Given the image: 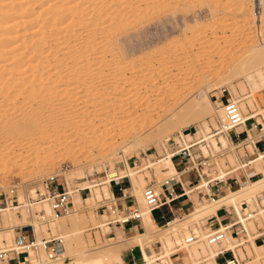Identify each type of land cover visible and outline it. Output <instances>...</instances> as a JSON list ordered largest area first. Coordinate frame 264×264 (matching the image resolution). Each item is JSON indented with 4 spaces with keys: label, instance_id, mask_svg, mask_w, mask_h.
<instances>
[{
    "label": "rangeland",
    "instance_id": "374dc122",
    "mask_svg": "<svg viewBox=\"0 0 264 264\" xmlns=\"http://www.w3.org/2000/svg\"><path fill=\"white\" fill-rule=\"evenodd\" d=\"M77 1L78 3L85 2L81 4L82 9L83 6L85 9H83L85 13L83 19L85 18L84 20L88 23L89 19L95 15V11L92 12L94 9L92 7L97 5L95 9L97 11L99 8L100 15L103 11V19L100 18L97 21V26L94 27H98V29L91 30L93 25L89 23L92 27L89 26L86 21H83L86 26L77 24L78 28L75 27L80 32V40L85 41L86 33L88 34L90 30L95 32L94 37H97L95 41H99L98 44L101 42L100 45H96L98 48L95 46L96 51L92 48L95 52L81 50V54H86V58H90V63L88 62V64L87 61L86 64L84 61L76 65L66 63L65 67L50 65L51 68H48L51 71L42 73L44 77L41 80L37 79L34 85L27 79H25L27 83L23 80L21 84L26 85H21L22 89L20 87L19 93H14L17 96L7 98V96L1 97L2 94L0 95V114L3 112L0 115V210H9V212H0V231H3L0 248L12 245V236L16 227L31 224L33 228L35 223L39 228L38 238L52 233L49 226L56 223L55 220L43 224L33 219V211L38 209H43L44 216H48L46 214L47 206H44L46 203L33 205L37 202H27L26 200L29 197L34 198L33 189L39 187L40 180L48 174L57 173L59 185L67 187L69 190H75L77 187L89 188L91 196L84 199L86 206H89V202L91 204V200L98 199L101 193L104 195L110 193L108 183L105 182L111 175H107V179L104 178L103 170L108 168L111 174L114 173L113 170L124 172L125 166L127 169L129 168L126 159L133 161L137 158L142 164L144 161L142 159L143 152L148 153L153 147H157L165 137L185 127L195 126L198 134L205 138L209 128L215 127L223 119V113L215 114L202 108L196 109L192 105V99L199 100L203 95H206L213 108L218 111L222 108L221 101L230 96L238 104L246 119L259 113L258 116H263V119L260 121L256 117V121L260 126V122L264 123V85L257 89L258 91L255 90V87L261 83L257 74L259 71L262 74L261 78L264 79V57L260 56L252 64H247L242 68V65L247 61V56L256 51L260 41H264V25H258L257 18L250 16V11L254 8H250L246 4L245 6L236 0H90V2H87L89 0H76V3ZM250 2L254 7L256 6V0H250ZM66 18L68 17H64V19ZM121 18L123 22L125 21L124 28L123 26L122 28L121 26L117 27V22ZM115 23L116 27L114 28ZM83 26L85 27L82 28ZM86 27L87 29H85ZM114 29L116 30L114 31ZM19 30H24V27ZM108 32H111L112 35ZM108 35L116 42L113 51H108L105 46ZM112 36H115V39ZM100 50L102 55H100ZM98 52L102 58L101 61H97L95 58L91 59ZM83 63L88 64L86 67L89 72L87 71V74L82 71L83 74L80 71L82 79L80 77L79 79L81 80L76 81L71 78L73 81H68V79L66 81L62 77L64 71L73 68L72 72H74L73 70H77V68H85ZM81 64L82 66H79ZM60 66H63L64 70ZM83 68L82 70L86 71L87 68ZM55 70L56 72L60 70L57 73L59 77H55L57 76ZM48 72L50 74L53 72L51 77ZM69 86L70 88H68ZM30 87L37 91L33 92V94L37 93L34 95L35 97L31 92L33 98L30 94H25V92L34 90H29ZM71 87L76 88V91L74 92L73 89L71 92ZM222 88L226 92L220 94ZM13 90L16 92V89H10L11 96ZM23 96L25 99L22 98ZM7 99L9 101H6ZM41 105H45L46 109L43 106V111L38 110ZM134 111H136V119L132 120L131 115ZM33 112L38 121L37 126L30 133L28 131L24 133L11 131V133L3 130L2 125L5 123L22 126L28 116H34ZM51 114H53L52 120L48 118ZM115 117L119 118L114 120ZM22 120L24 121L22 122ZM250 122H252L251 119L246 121V124L249 125ZM37 128L43 132L40 137L33 135V131ZM137 129L139 131L137 135L132 134ZM236 131L240 132L241 129H236ZM9 133L11 136L8 135ZM49 133L55 134L53 142L47 140L51 136ZM219 138H223L224 143H220V139L212 138L207 141L211 146L207 149V153L202 151L204 155H209L218 150V145L217 148L212 146V140L218 141L221 147L225 148L221 150L223 156L214 158L217 163L214 162V167L211 166L212 171L216 170L218 173L220 170L225 174L227 166L231 170L240 169V163L235 158L236 154L242 155L244 151L251 154V147L247 146L245 149L239 147L236 150L230 145L228 138ZM126 148L128 149L124 151L125 154H120V151ZM259 156L261 158L262 154L259 153ZM255 165L254 168L261 174L257 175L254 182H248L245 178V182L240 188L237 187L236 191L231 192L226 189V196L222 197L224 199L229 197L232 192L240 191V195L243 196L235 202L234 206H237V210L233 205L226 206H232L237 216L245 211L242 203L249 205L250 201L256 200L258 195H260V199L264 197V159L256 160L255 164L250 167ZM160 166L165 167L164 164L155 166L153 173L149 171L150 175L147 170L136 173L138 171L133 172L129 168L131 173H135L133 182H136L131 181L133 184L130 182L132 187L136 186L135 190H141L143 184L150 178L159 181L166 176L167 173L164 174ZM60 167L64 170H59ZM240 171L243 172L242 169ZM214 175L215 173H212L208 178ZM144 176H147L146 181ZM204 182L205 180L202 179L203 184ZM101 183L102 185L99 187H90ZM116 187L117 185L113 186L114 190ZM242 187H244L243 190H241ZM10 189L15 192L16 199L25 205V208L17 211L18 213L15 209H10L4 204L3 197L9 194ZM82 194V197L86 196L84 192ZM75 196L77 199L79 198V202L72 201L71 207L76 213L70 217L72 219L66 218L60 225L70 230L73 227L79 228L82 232L79 236L83 238L88 249L109 244L107 227L100 228L104 224L107 214L95 212L90 207L84 209L81 205L82 198L79 194H75ZM222 199L219 200V203ZM198 202H201V205H196L195 210H202L211 205L210 202L205 203L203 200ZM262 203L264 202L262 201ZM28 204L32 205L30 210L27 207ZM212 204H216V208L210 215H217L221 204ZM3 215H7L6 217L9 218L8 224H4ZM262 215L260 219L257 217L254 221L257 226L264 229V216ZM159 216L158 212H151V217L154 220ZM205 219L191 223L188 226L189 230L194 224H200L206 234L205 228L208 229V227L207 224L204 225ZM170 224L153 227L149 232L155 235L160 229H169ZM245 224L249 231L254 230L253 221H246ZM58 225L56 226L57 232L52 234L61 236L65 245L64 236L66 234L58 228ZM10 230L13 232L9 233L10 237L7 236V239L6 235ZM119 231L121 230L115 229L114 233ZM134 233L143 234V230ZM113 235L116 240L117 236ZM227 235L226 233V237ZM162 240L163 245L160 240H155V248L150 247L149 250L160 253L164 251L162 247L164 246L170 252V258L166 257L167 260L165 258L164 261H167L168 264H181L180 257L184 255V252L187 253L188 249L180 248L176 251V246H180L179 244L170 246L167 236H163ZM228 242L229 244L223 242L220 247L217 246L214 249L215 252L226 248V246L231 248L237 245L235 240ZM201 243L206 244L205 241H202L194 247V250L199 252L198 259L200 257L210 258L209 246L207 245V249L202 251L200 250ZM65 251L68 257L79 253L78 250L65 249ZM235 252L240 257V264L251 262L256 258V255H264V243L260 240L250 239V242H245V245L237 248ZM224 257L227 255L220 256L217 263L223 264ZM123 258L128 264L131 261H139L140 255L137 249H132L125 251ZM73 259L78 261L77 258ZM187 264L193 263L188 261Z\"/></svg>",
    "mask_w": 264,
    "mask_h": 264
},
{
    "label": "bare ground",
    "instance_id": "6f19581e",
    "mask_svg": "<svg viewBox=\"0 0 264 264\" xmlns=\"http://www.w3.org/2000/svg\"><path fill=\"white\" fill-rule=\"evenodd\" d=\"M236 1L241 2L243 5H245V4L249 5L250 8L251 7L254 8L253 10L250 9L251 11L249 10L250 14H251L250 16H252V18H257L258 25H261V24L264 25V0H256V6L255 7L250 2V0H236ZM87 2H90V0L87 1ZM87 2H86V4L88 5ZM83 3H85V2H83ZM83 3H82V1L79 2V3L77 1V3H76V0H0V95L2 94L1 97L2 96L3 97L7 96V98H9V97L13 98V96L16 95L14 93H19L18 90H21L22 86L26 85V84H24V85L21 84L23 82V80L25 81V79H27V81H30L34 85V83L37 81V79L41 80V78L44 77V75L42 73H44V72L47 73V71H51L48 68V67H50V65H55V66L56 65L57 66L58 65H63L64 66V64H66V63H70L72 65L73 64L76 65L77 63H81V62H84V61H85V64H86V61H87V63L88 62L90 63V61H91L90 58L89 57L86 58V54L85 53H84L85 55L81 54V50L88 51V50H93L92 48H94V50H95V46L96 45L97 46L100 45L101 42L98 44L97 42H99V41H97V42L95 41V38H97L96 36L94 37L95 32L94 31H90L89 28H88V30H89L88 34L86 33V35H87L86 36V40L84 39L85 41H83V40H80V38H79V36H80L79 33L80 32L77 31V29L75 27L78 28V26L85 25V24H83V21H86V20H84L85 18L83 19V16L85 14L84 13L85 9H84V6H83V9H84L83 10L82 9V5H81ZM241 3H239V4L242 5ZM92 5H93V3H92ZM88 7L90 8V6H88ZM95 7H97V5ZM95 7H92V9L94 8L93 10L91 9L92 12L95 11L94 12L95 15L92 14L93 18L90 17L91 19H89L90 20L89 23H91V25H93V28L91 30L98 29V27L97 28H94V27L97 26V21L100 20V18H102V16H103L102 15L103 11H102V13L100 15L99 8L96 11ZM249 11H248V13H249ZM64 17H68V18L64 19ZM109 17H111V16H109ZM115 18H116V16H115ZM113 20H114V17H113L112 21ZM66 21H67V23H66ZM124 22H123L122 18L119 19L118 22H117V27L119 26L118 28H120V26H121V28H122V26L124 25ZM77 24H80V25L76 26ZM206 24L208 25V23H206ZM91 25L89 24V26H91ZM85 26H83L82 28H84ZM23 27H24V30H22ZM115 27H116V23L114 25V28ZM124 27L125 26H123V28ZM82 28H80V29H82ZM19 29H21L22 31H20ZM85 29H87V27ZM116 29H114V31ZM111 31H113V30H111ZM99 32H98V34H99ZM108 33L110 34L111 32H108ZM21 34H22L23 37L20 36ZM110 35H112V34H110ZM102 36H103V34H102ZM101 41H102V39H101ZM114 43H116V42H114V40L111 39V36L108 35V37H106V44H105V46H107L106 49H108V51H113L114 48H115ZM115 45H117V44H115ZM106 49H102V50H106ZM94 50L92 52L96 51V50L95 51ZM255 50L256 51L254 53L249 54L247 56V61H246V63H244L242 65V68H244L247 64H252V62H254L256 58H258L260 56L264 57V41H260ZM99 52H100V55L103 54L101 52V50ZM99 52L95 53V54L93 53L94 57H92L91 59L95 58V60L97 59V61H99V60L101 61L102 58L100 57ZM89 53H90V51H89ZM85 64L83 63V66L85 68H87L86 66H88V64L87 65H85ZM55 66H54V68H55ZM79 66H82V64L79 65ZM60 67H59V69H60ZM82 68L83 67L77 68V70H73L74 72H72L73 68L68 70V71H64V73L62 74V77L65 78L66 81H67V79H68V81L69 80L73 81V80H71V78L75 79L77 81L79 79V77L80 78L82 77L79 74L80 71L81 72L83 71L84 73H87V74L89 72L88 68L86 69V71L82 70ZM85 68H83V69H85ZM52 71H53V69H52ZM54 72H55V75H57L55 77H59V75L57 73H59L60 70H58V72H56V70H55ZM52 73L51 74L49 73L50 77L52 76ZM257 74H258V77H260L261 83H260V85H257L255 87V90L259 89L260 87H262L264 85V79L261 78L262 77L261 71H259ZM81 79H79V80H81ZM83 79H84V77H83ZM31 80H34V81L32 82ZM52 80H55V79H52ZM17 83H20V84H17ZM38 83H40L39 80H38ZM52 84H53V81H52ZM28 85H29V83H28ZM20 87H21V89H20ZM72 87H74V86H72ZM72 87L70 89L71 92H73V89H74ZM49 88H51V87H49ZM68 88H70V86ZM10 89H16V92H15V90H13L14 92H13L12 96H11V94H9ZM30 89H34V90H30ZM29 90L30 91L27 92V93L25 92V94L26 95L30 94V96L32 97V94H33V92L36 91V89L33 88V87L32 88L30 87ZM52 90H53V88H52ZM11 91H10V93H12ZM75 91H76V88L74 89V92ZM31 92H32V94H31ZM8 94H9V96H8ZM35 94H37V93H34L33 96ZM22 98H24V96ZM230 100H232L231 97H230ZM6 101H9V99H7ZM192 105L196 109L202 108V109H205L207 111H212L215 114H217V113H221L222 114L223 113V109L222 108L220 110H218V111L213 108L212 103L210 102V100L207 98L206 95H203L199 100L198 99L197 100L196 99H192ZM43 106L45 107V105H41L38 108V110L43 111ZM237 106H238V104H237ZM0 107H1V105H0ZM5 108H7V107H5ZM45 109H46V107H45ZM34 112H33L34 116L31 115V116H28V118L25 119V121L22 120V122L23 121L25 122L24 124H22V126L19 125L20 126L19 127L17 124L14 125V124H11V123H8V124L5 123L6 126L2 125L4 127V129L3 128L2 129L5 132L6 131H8V132L19 131L21 133H24V132L28 131L30 133V131L35 126H37V121H38L36 115L34 114ZM2 114H3V112H2ZM2 114H0V115H2ZM52 115L53 114L49 115V117H48L50 120H52V118H51ZM242 115H243V113H242ZM222 116H224V115H222ZM243 117L245 118L244 115H243ZM118 118L119 117H115L113 119L117 120ZM131 119L132 120L136 119V111H134L132 113ZM247 119H249V118H247ZM243 124H241L240 126H237L236 129L240 128V127H243L244 126ZM2 132L3 131H1V133ZM137 132H139L138 129H137L136 132H134L132 134L137 135ZM11 133H9L8 135H10ZM33 133L32 134L34 136L40 137V135H42L43 132L40 130V128H37L36 130L33 131ZM17 134H18V132H17ZM13 135H14V133H13ZM18 135H20V134H18ZM49 135H51V134L49 133ZM195 135L199 136L197 131L195 132ZM219 137H225L226 139L228 138V142L230 143V139H229V137L227 136V134L225 132L217 134V140L220 139L219 142L220 143L221 142L224 143V139L223 138H219ZM53 138H55V134L54 133L47 139V140H49L48 142H50V141L53 142L52 141ZM212 138L213 137L207 138V136H206L203 139H206L208 141V140H210ZM7 141H8V139H7ZM11 141H12V139H11ZM219 142L216 141V140H212V146L214 148H217V145H218V147L220 148L221 144ZM230 145H231V143H230ZM32 146H34V145H32ZM32 146H30V147H32ZM18 147H19V145H18ZM210 147H211L210 143H208V147L200 146L201 150L202 151L204 150L206 153H207V149L210 148ZM127 149L128 148H126L124 150H121L120 154H125L124 151L127 150ZM209 152H211V151H209ZM211 154H212V152H211ZM214 158H215V156L212 155V157L210 159L212 160L213 164H214V162L216 164L217 161L214 160ZM259 158H260V156H259V153H258V157L250 160V162L248 164H252L256 160L264 159V154H262L260 159ZM35 164H37V163H35ZM162 164L165 165V167H164L165 170H162V172H165V171H168V170H169L170 173H174L175 172V170H174V168H173V166H172V164H171V162H170V160L168 158H165L164 161L157 163V165H155V166L162 165ZM248 164H246V165H248ZM239 165H240V168H242V170L244 172V175H245V178L248 180V182H251V181L254 182L255 179L257 178V175L261 174L260 171H258V170H256L254 168V167H256V165L255 166H251V167L250 166H244V165H241V164H239ZM125 168H126L125 169L126 174L129 176L130 182L131 181L133 182V175L135 173L134 174L131 173L128 170L129 168L127 169V166H125ZM208 169H209V171H208ZM208 169L206 170L207 177H209L210 174H212V173H215V175L211 176L210 178H215V177L223 178V177H225L224 175H226V173L224 174L220 170H219V172L217 174H216V170H215V172H211V170H212L211 166H209ZM143 171H146V169H142V171H138L136 173H141ZM135 182H133V183H135ZM105 183H107V182H105ZM205 183L206 182H204V184L202 183V185H205ZM132 184H131V187H132ZM101 185H102V183L101 184H96V185H93V186H90V187L94 188V187H99ZM135 187L136 186H134V188ZM239 187H241L240 183H238V188ZM65 188L67 190L70 203H72V201H74L76 203L79 202V200H78L79 198L77 199V197L75 196V194H78V192L76 190L77 188L75 190H69L67 187H65ZM134 188L132 187V191H133L134 196L137 199L136 201H137L138 205H140V209H141V220H142V223H141L142 224V228L141 229L143 230V234H138V233L135 234L134 232H131V233H128L127 235H124L121 232V234L115 235V237L117 236L116 240L114 239V235H112V236L108 235V239H109L108 241H110L109 244H107V245H105L103 247H99V248L88 249L85 246V243L83 242V238H81V236H79L80 234H82V232L80 231L79 228L73 227V229L70 230V229L62 227L60 225V224H62L64 222V219L70 218V217L74 216V214L76 213V211H73L74 209H72V207H71V210H70V212L67 215L56 218L55 219L56 223L54 222V223H52L49 226L50 229L52 230V233H56L57 232L56 226L58 224H59L58 228L60 230H62L63 232H65L66 235L64 236V239H65L64 250L65 249L66 250H70L71 249V250H78L79 251L78 254L72 255L70 257H68L66 255V251H64V256H67L71 260H74L73 258H77L78 262L80 264H122V261H121V258H120V255H121L120 254V249L121 248H125L126 246L137 245V246H139V248L141 250V254H142V262L140 264H168V262L164 261V259L166 257L170 258V252H169L168 249L164 248V246H162L164 251L160 252V253L155 252V250L153 252H151L149 250V248L151 247L150 244L152 242H154L155 240H160L162 242V245H163V240H162L163 236H167V240H168L170 246L173 245V244H179L180 245V246H176V251L179 250L180 248L188 249V252L185 253L187 261H189V262H191L193 264H204L206 262H207L206 264H217V262L215 261V256L218 253V251L215 252L214 249L217 246H220V244L223 243V242H225L226 244H229L228 241L229 240L230 241L233 240V238L230 237L229 235H227V237H226V232H225L224 235H223L222 240L219 243L209 245L207 243V238H206L208 232L210 231L209 229H205L207 231V233L205 234L203 232V229L200 226V224H194V226L190 227V230H189L188 225L191 224V223L197 222L200 219L207 218L210 214H212V212L216 208V204H212V203H217L218 204L219 200L222 199V196L225 194L224 191L219 196V198L217 200H215L213 202H210L211 205L203 208L202 210H194L191 214L185 216L183 219L176 220V221L172 222L170 224L171 226L169 227V229H167V230L160 229L158 233L156 232L155 235H152V233H150L149 230H151V228H153V227L156 228L158 226H156L154 221L151 219L148 210H146L143 207L141 196H140V191L141 190H138L137 188H136L137 190H135ZM221 188H222V184H221ZM251 188H254V186H251ZM243 189H244V187L241 188V190H243ZM134 190H135V192H134ZM242 196L243 195H240V191L239 192H232V194L229 197L222 199L219 204H221L220 205L221 207L222 206L226 207L227 205H233L234 206L235 202L237 200H239ZM17 201H18V199H17ZM197 201H198V199H197ZM262 201L264 202V199H261L260 203H259V200L256 198V200H254L252 202L250 201V203H249V206L252 205V206H254L256 208V210H255L256 214L253 216L254 219H256L257 217L260 219L261 215L264 214V208H261L260 205H259V204H263ZM27 202H34V201L27 200ZM206 202H209V201H205V203ZM42 203H45V202L35 203L33 205L42 204ZM44 206L46 207L47 204H44ZM27 207L30 210L32 205L28 204ZM221 207L219 208V212L221 211ZM234 207L237 210V206H234ZM47 208H48V206L46 207V214L48 215L49 214V209H47ZM233 210H234V208H233ZM7 211L9 212L8 209L0 210L1 213L2 212H7ZM6 216L7 215H3L4 224H8L9 221H10L9 218H7ZM215 216L217 218L218 223L221 224L223 215L218 213ZM262 216H264V215H262ZM238 218L240 220H242V215L238 214ZM70 219H72V218H70ZM167 222H168V220L165 221L164 224H166ZM242 223L244 224L245 227L247 226L245 224L246 221H242ZM102 227H107V231H109V229H110L108 226H106L104 224L100 226V228H102ZM246 229H247V227H246ZM262 230H264V229L262 228ZM16 231H17V229H16ZM190 231H192V232H194L196 234L197 240H194V241H192V242H190L188 244H185L183 242V240H184L185 236L186 237L189 236ZM2 232L0 231V240L3 237V236H1V235H3ZM11 232H13V231L10 230V232H7V235H6L7 239H8V237H10L9 233H11ZM38 232H39V228H37V225H35V223H34L33 224V234H34L36 240L39 239L37 237L38 236ZM128 232H130V230H128ZM4 235H5V233H4ZM226 238L228 239V241H227ZM250 239H252V238L250 237V235H248L247 242H250ZM202 241H205L206 244L204 245V244L201 243L200 244V250L205 251L207 249V245L209 246L208 250L210 251V255H211L210 258H208L209 260L207 258H205V257H200L198 259L199 252L194 250V247L198 243H200ZM239 244H237L234 247H231L233 252L238 257V263L237 264H240L241 261H240L239 255L235 252V250L237 248H239V247L244 246L245 242L240 244V245ZM146 247L148 248V251H146V249H145ZM231 248L226 246V248H222L221 250H223V249H231ZM171 253L173 254V252H171ZM20 255H24V254H20ZM20 255H18L19 264H50V261L46 260V257H45V255L43 254L42 251H40L37 254V258H33L31 253H29V256L26 257V258L24 256H20ZM28 258L30 259V263H27V261H26ZM197 259H198V261H197ZM166 260H167V258H166ZM0 264H2V261H0ZM243 264H264V255H256V258L253 261L246 262V263H243Z\"/></svg>",
    "mask_w": 264,
    "mask_h": 264
},
{
    "label": "built area",
    "instance_id": "2783aa9c",
    "mask_svg": "<svg viewBox=\"0 0 264 264\" xmlns=\"http://www.w3.org/2000/svg\"><path fill=\"white\" fill-rule=\"evenodd\" d=\"M220 92V94H222L223 92H226V90L222 88ZM221 106L224 115L223 119L217 123L215 127L209 128L207 138H217V134L225 132L230 139L233 149L238 150L239 147L245 149L247 145L251 146V154H247L246 151H244L242 155L237 154L238 162L243 163L244 165L248 164L250 160L258 157V153L264 154V141L260 139L261 136H264V132L257 136H251L247 133L248 130L255 127H258V131H261L263 128L253 118H244L237 104L230 100L229 96L221 101ZM250 119L252 122H250L246 129H243V131L241 130L240 132L236 131L237 126H240L243 123L245 124V122ZM195 132L196 127L191 126L185 127L182 130L176 131L165 137L160 141L157 147H153L148 153L143 152L142 159L144 161L142 164L137 158L133 161L126 159L127 165L133 172L139 170L142 171L143 168L146 169L148 173L149 171L153 173L155 165L164 161L165 158L170 160L175 170L174 173L164 176L159 181L150 178V180L145 182L141 187L140 196L142 204L143 207L148 210L149 214L164 206L167 207L169 213H171V203L179 198L186 199L188 203L192 205L193 203L189 198V194H195L198 201L203 200L213 202L219 198V193H223L221 190V184L226 185L228 188H235L238 186V180L237 177L234 176V172L236 169L240 172L239 168H235L230 172L231 169L227 166L228 169H226V175H224L225 177L223 178L207 177L205 170L214 164L210 159L212 157L211 154L204 155L200 146L208 147L209 142L201 136L195 135ZM242 133L244 134V137L240 138L239 136ZM230 134L232 135L230 136ZM257 143H261L262 146L259 151L256 150ZM224 149L225 148L220 147L218 150L213 151L212 154L216 157L222 156L221 150ZM160 167L161 170H165L162 166ZM61 168L62 167H60L59 170H64ZM103 171L104 178L107 179V175H111L107 179L110 193L107 195L101 193V196L98 199L91 200V204L89 202V206H86L87 204H85L84 199L87 196H91L90 190L89 188L77 187L76 190L82 198L81 205L83 208L86 209V207H90L95 212L106 213L107 218L104 221V225L108 227L112 224L120 225L129 221H137L140 223L141 209L136 202L135 197L131 194L129 176L125 171L118 172L117 170H113V174L110 173V169L108 168ZM184 176H189L190 178L186 181H182ZM144 178L146 181L147 176H144ZM202 179L205 180V185L201 184ZM122 183L127 184L128 191H125V188L119 186ZM116 185V190L119 195H115L112 191L113 186ZM176 187H178L179 190H177ZM33 191L35 195L34 198L29 197L26 198V200L37 203L45 202L49 209L48 216H44L43 209L33 211V219L35 221L48 224L49 221L65 216L70 212L71 203L69 201V196L66 188L59 185L57 173L52 172L41 179L39 187L34 188ZM82 192H84L86 196L82 197ZM259 196L260 195L256 198L260 203L261 199ZM3 200L5 206H9L10 209H15L16 213H18L17 211H19L21 207L25 208L23 202L20 203L17 201L13 189L9 190V194L4 196ZM242 205L245 207V211L241 213L242 220H240L235 214L232 206L221 207L223 215L221 224L218 223L215 216H208L205 219V221H215L216 224L214 228H208L210 231L206 238L209 245L219 243L225 232L232 237L237 244L247 242L248 235H250L252 240H260V242L264 243V230H262V227L257 226L253 218L256 214V208L252 205L249 206L246 203H242ZM259 205L261 208H264V203ZM178 209L181 210L180 206ZM185 213H188V210L182 212L178 217ZM160 217L163 218L162 214ZM248 220L253 221L255 226L253 231H248L242 223V221ZM194 240H197V236L194 232L190 231L189 236L185 237L183 242L188 244ZM40 251L45 255L46 260L50 261V264H80L78 261L71 260L67 256H64L65 250L61 236L48 233L46 236H41L36 240L31 224L18 227L16 233L12 236V245L0 248V261L4 262L12 259L17 261L16 257L18 255L24 254V257L26 258L29 256V253L32 254L33 258H37V254ZM225 255H227V257L223 258V264L238 263V257L232 249L218 251L215 256V261L217 262V259L220 256ZM26 261L27 263H30V260L27 259ZM16 264H19V262H16Z\"/></svg>",
    "mask_w": 264,
    "mask_h": 264
},
{
    "label": "crops",
    "instance_id": "0c3cea01",
    "mask_svg": "<svg viewBox=\"0 0 264 264\" xmlns=\"http://www.w3.org/2000/svg\"><path fill=\"white\" fill-rule=\"evenodd\" d=\"M249 112V111H248ZM251 115V114H250ZM259 115V113H255V114H253L252 115V117L251 118H253L255 121H256V117L261 121L263 118V116L262 117H260V116H258ZM257 122V121H256ZM258 123V122H257ZM260 124H261V127L264 129V123L263 122H260ZM247 124H246V122H245V124H244V126H243V129H246L247 128ZM237 129H241L242 131H243V129H242V127H240V128H237ZM261 130V131H258V127H255V128H252V129H250V130H248L247 131V133L249 134V135H251V136H253V135H260V133L261 134H263V132H264V130ZM198 133V132H197ZM199 135V134H198ZM232 134H230V136H231ZM199 136H201V135H199ZM240 138H242V137H244V134L242 133L240 136H239ZM260 139H262L263 141H264V136H261L260 137ZM248 147H251V146H249V145H247ZM246 146V147H247ZM262 148V146H261V143H257L256 144V150L257 151H259L260 149ZM235 154H236V152H235ZM214 155V154H213ZM212 156V155H211ZM215 156V155H214ZM216 157V156H215ZM221 157V156H220ZM236 158H237V154H236ZM256 162V161H255ZM255 162L254 163H252V164H248V165H244V166H250V165H253V164H255ZM241 164V163H240ZM242 165V164H241ZM240 169H242V168H240ZM206 171V170H205ZM233 170H230V172H232ZM211 172H213L212 170H211ZM229 172V171H228ZM235 174H234V176L235 177H237V180H238V183H240V186H241V184H244V182H245V175H244V172H242V171H240V172H238V170L236 169L235 170ZM164 174L165 173H167L168 174V171H165V172H163ZM163 173H161V174H163ZM167 174H165V175H167ZM217 174V173H216ZM188 178H190L189 176H184V178L182 179V181H186V180H188ZM217 178V177H216ZM186 183V182H185ZM201 184H202V182H201ZM119 186H121V187H123V188H125V191H128V189H127V184L126 183H122L121 185H119ZM238 186H236L235 188H228L226 185H224V184H222V188H221V190L222 191H224V195L223 196H226V189L228 190V191H236L238 188H237ZM240 188V187H239ZM157 189H158V187H157ZM176 189L177 190H179L178 189V187H176ZM112 191H113V193L115 194V195H119L118 194V192H117V190H114V188H112ZM131 193H132V195L134 196V194H133V191H132V187H131ZM222 193H219V196L221 195ZM189 198H190V200L192 201V203L194 204H192V205H190L189 203H188V201L186 200V199H184V198H179V199H177V200H175V201H173L172 203H171V213H169V211H168V209H167V207H162V208H160L159 210H157V211H153V212H158L159 213V215H161L162 214V216H163V218H161L160 216H159V218L158 219H155L154 220V218H152L151 217V213H150V217H151V219L154 221V223H155V225L156 226H158V227H162V226H165V225H168V224H170V223H172V222H174V221H176V220H181V219H183L185 216H187V215H189V214H191L194 210H195V208H196V205H200V202H198L197 201V198L195 197V194H192V195H190L189 194ZM222 196V197H223ZM135 197V196H134ZM135 200H137L136 198H135ZM127 201V200H126ZM137 202V201H136ZM180 206V208H181V210H179L178 209V207ZM192 206V207H191ZM188 210V213H185V214H183L182 216H180V217H178L179 215H181V213L182 212H185V211H187ZM219 214H221L222 215V212L220 211L219 212ZM167 216L166 218L164 217V216ZM173 216V217H172ZM209 216H215V214H213V215H209ZM172 217V218H171ZM216 217V216H215ZM169 218V219H168ZM165 219H167L168 220V222L166 223V224H164L165 223V221H167V220H165ZM217 219V218H216ZM163 220H165V221H163ZM142 220H141V222L139 223V222H137V221H129V222H126V223H124V224H120V225H117V224H112V225H110L109 226V228L111 229H109V231H108V235L109 236H112L113 234H115V235H118V234H121V232L124 234V235H127L128 233H131V232H139V231H141L142 229ZM205 223L207 224V227L209 228V229H212V228H214L215 226H216V224H215V221H212V222H210V221H205ZM206 224H204V225H206ZM210 224V225H209ZM160 225V226H159ZM190 225V224H189ZM188 225V226H189ZM209 225V226H208ZM16 229H17V227H16ZM115 229H119V230H121V231H119V232H117V233H114V230ZM135 229H137V230H135ZM205 229H207V228H205ZM128 230H130V232H128ZM125 232V233H124ZM16 233V231L14 230V232H13V235ZM264 238V237H263ZM155 244H156V242H153V243H151V248L152 249H154L155 248ZM220 247V246H219ZM132 249H137L138 250V252H139V255H140V260L139 261H131L130 263H128V264H140L141 262H142V254H141V250H140V248H139V246H137V245H131V246H126L125 248H121L120 249V258H121V261H122V264H127L126 262H125V260H124V258H123V253L125 252V251H127V250H132ZM146 249V251H148V248L146 247L145 248ZM16 259H17V261L15 260V259H12V260H6V261H2V264H16V262H18L19 261V257L17 256L16 257ZM180 259H181V264H187V260H185L186 259V254H185V252H184V255L183 256H181L180 257ZM28 260H30L29 258H28Z\"/></svg>",
    "mask_w": 264,
    "mask_h": 264
}]
</instances>
